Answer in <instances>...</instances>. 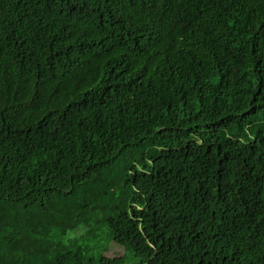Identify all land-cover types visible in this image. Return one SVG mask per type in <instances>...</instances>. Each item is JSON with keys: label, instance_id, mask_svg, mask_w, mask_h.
Masks as SVG:
<instances>
[{"label": "trees", "instance_id": "obj_1", "mask_svg": "<svg viewBox=\"0 0 264 264\" xmlns=\"http://www.w3.org/2000/svg\"><path fill=\"white\" fill-rule=\"evenodd\" d=\"M127 253L264 264V0H0V264Z\"/></svg>", "mask_w": 264, "mask_h": 264}, {"label": "rangeland", "instance_id": "obj_2", "mask_svg": "<svg viewBox=\"0 0 264 264\" xmlns=\"http://www.w3.org/2000/svg\"><path fill=\"white\" fill-rule=\"evenodd\" d=\"M91 243H93V241H90V245H91ZM93 251H95V250H93ZM93 251H91V253ZM123 255H125V252L123 251V248L122 247H119V246H117V245H115L113 243H110L108 245V248H107V250L105 252V256L110 257V258H113V257H123ZM126 259H127L126 264H135L136 263V261L133 260L132 255L129 254V253L126 254Z\"/></svg>", "mask_w": 264, "mask_h": 264}]
</instances>
